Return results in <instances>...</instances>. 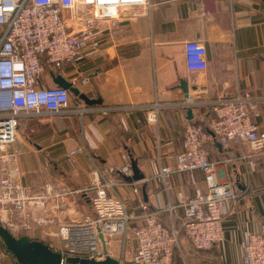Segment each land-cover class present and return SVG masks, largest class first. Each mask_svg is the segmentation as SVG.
Listing matches in <instances>:
<instances>
[{
	"label": "crops",
	"instance_id": "obj_1",
	"mask_svg": "<svg viewBox=\"0 0 264 264\" xmlns=\"http://www.w3.org/2000/svg\"><path fill=\"white\" fill-rule=\"evenodd\" d=\"M152 2L150 14L123 20L120 34L106 41L100 54L78 67L67 65L63 70H53L49 66L43 83L54 86L53 74L70 81L89 77L79 89L101 102L89 105L72 93L74 108L145 106L156 100L170 104L161 111L157 124L148 123L142 109L48 115L23 118L16 140L22 181L37 192L46 185L55 193L83 188L93 161L119 168L131 164L134 158L147 180H127L120 192L135 216L133 223L139 224L142 221L136 217L141 213V202L165 207L178 203L179 190L187 196L193 194L186 174L174 178L171 192L151 180L160 166L171 163L168 155L183 148L187 121H201L208 110L207 106L191 109L177 105L186 98L183 81H188L192 94L194 86L199 87L202 100L208 102L238 95L258 99L261 114L256 121L264 131V0ZM189 39H201L207 45L208 67L202 72L187 69L184 42ZM123 114L127 128L120 123ZM205 146L212 159L227 160L223 164L227 178L237 185L242 200L238 208L226 212L221 242L211 249H197L182 234L173 264H243L246 234L264 223V150L253 151L246 143L225 147L218 140ZM76 148L81 150L73 156L72 165L68 154ZM245 153L257 162L249 174L238 159ZM66 201V210H52L53 223L35 227L31 230L33 237L28 232L23 235L55 248L60 223L93 213L85 193L69 194ZM162 219L171 223L168 212L162 213ZM182 220V208L177 207L173 221L180 227ZM124 240L115 236L107 245L109 254L122 264L132 262L137 245L132 237Z\"/></svg>",
	"mask_w": 264,
	"mask_h": 264
},
{
	"label": "built area",
	"instance_id": "obj_2",
	"mask_svg": "<svg viewBox=\"0 0 264 264\" xmlns=\"http://www.w3.org/2000/svg\"><path fill=\"white\" fill-rule=\"evenodd\" d=\"M152 5V0H0V223L16 236L25 234L53 223L52 210L68 208L66 196L85 193L93 213L58 225V243L52 248L62 254L61 264H69L67 258L73 256L104 259L101 233L107 245L115 236L124 241L134 238L137 245L131 258L133 264H173L181 244V230L194 248L215 247L224 237L226 212L238 208L242 197L237 185L227 178L223 167L227 160L212 159L205 144L218 140L225 147L246 143L253 151L264 150V131L256 121L261 114L258 99L238 95L208 102L202 100L197 87L195 93L189 92L177 105L191 109L207 106L206 116L201 122L187 121L183 148L170 153L171 163L160 166L151 177L171 192L174 178L186 174L193 194L187 196L179 190L178 203L165 207L141 202V213L136 217L141 219L140 224L133 223L135 216L120 192V187L134 174L131 164L112 168L93 161L85 186L77 190L55 193L46 185L37 192L22 181L19 150L10 146L17 140L23 118L142 109L147 122L157 124L161 111L171 106L156 100L145 106L74 108L69 89L43 83L49 66L53 70H63L67 65L78 67L97 56L106 41L120 34L123 20L150 14ZM207 54V45L201 39L184 42L190 72L207 69ZM71 82L79 87L88 83L89 77L73 78ZM120 123L128 127L125 114L120 116ZM80 150L76 148L68 154L72 165L73 156ZM238 159L247 174L257 167L249 153ZM144 180L147 178L133 182ZM177 207L183 211L180 227L173 221ZM163 212H168L170 224L163 221ZM242 245L243 264H264V223L247 233ZM0 264L21 263L0 248Z\"/></svg>",
	"mask_w": 264,
	"mask_h": 264
},
{
	"label": "water",
	"instance_id": "obj_3",
	"mask_svg": "<svg viewBox=\"0 0 264 264\" xmlns=\"http://www.w3.org/2000/svg\"><path fill=\"white\" fill-rule=\"evenodd\" d=\"M54 81L57 85L69 89L75 96L84 100L87 104L100 103V99H92L86 93L81 92L79 87L75 86L70 80L63 75L53 74ZM184 91L189 95L188 81H183ZM196 89L197 86L195 85ZM189 118H192V110H188ZM131 166L134 174L128 177L130 182L140 181L145 178V174L140 170L137 161L132 158ZM100 237L103 242V248L105 253L104 259H90L80 257H68L67 262L69 264H120V261L109 254L107 243L104 235L101 233ZM0 238L5 243L8 251L16 257L21 264H61L62 254L54 250L49 244L42 240L31 239L27 235L17 237L8 228L0 223Z\"/></svg>",
	"mask_w": 264,
	"mask_h": 264
},
{
	"label": "rangeland",
	"instance_id": "obj_4",
	"mask_svg": "<svg viewBox=\"0 0 264 264\" xmlns=\"http://www.w3.org/2000/svg\"><path fill=\"white\" fill-rule=\"evenodd\" d=\"M17 143L15 142L14 144H12L10 147L12 148V149H17ZM23 234H21V235H19V236H22ZM28 235L30 236V237H33L34 236V232H32V231H28ZM0 246H2V240H1V238H0ZM3 247V246H2ZM4 250H6V249H4ZM8 253H9V255L11 256V257H13L14 255L13 254H11L9 251H7ZM128 258V257H127ZM8 263V262H7ZM125 264H133L132 262H129L128 260H127V262L125 263Z\"/></svg>",
	"mask_w": 264,
	"mask_h": 264
},
{
	"label": "trees",
	"instance_id": "obj_5",
	"mask_svg": "<svg viewBox=\"0 0 264 264\" xmlns=\"http://www.w3.org/2000/svg\"><path fill=\"white\" fill-rule=\"evenodd\" d=\"M206 116V114L203 116V118ZM202 121V120H201ZM201 121H199V122H201ZM195 122H197V121H195ZM181 235H182V230H181ZM17 237H20L19 235H17ZM2 240V239H1ZM3 246V247H2ZM2 246L0 247V248H2V249H6V251H8V249H7V247H6V245H5V243L2 241Z\"/></svg>",
	"mask_w": 264,
	"mask_h": 264
}]
</instances>
